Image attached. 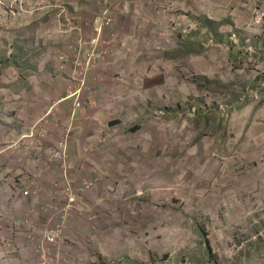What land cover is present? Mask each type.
I'll return each instance as SVG.
<instances>
[{
    "label": "rangeland",
    "instance_id": "374dc122",
    "mask_svg": "<svg viewBox=\"0 0 264 264\" xmlns=\"http://www.w3.org/2000/svg\"><path fill=\"white\" fill-rule=\"evenodd\" d=\"M77 1L105 9L128 4L131 13L139 4L140 15L129 17L144 22L146 34L137 36L146 42L103 81L116 89L103 97L114 134L105 135L109 178L81 198L103 231L93 242L82 238L79 230L89 224L77 216L71 229L80 249L74 239L59 245L58 264H264V140L248 131L251 119L258 122L255 130L264 128L257 118L264 108V0L237 2L239 28L228 2L220 18L208 3L205 14L191 9L187 17L178 0ZM69 2L0 0V54L53 42V23L64 20ZM154 18L164 25L150 24ZM44 19L53 26L38 35ZM85 27L72 30L71 60L81 88L88 87L86 70L97 55L93 48L85 56L96 40ZM153 30L158 48L147 45ZM47 160L58 163L50 152ZM14 249L0 252L8 259L0 264L25 253Z\"/></svg>",
    "mask_w": 264,
    "mask_h": 264
},
{
    "label": "crops",
    "instance_id": "0c3cea01",
    "mask_svg": "<svg viewBox=\"0 0 264 264\" xmlns=\"http://www.w3.org/2000/svg\"><path fill=\"white\" fill-rule=\"evenodd\" d=\"M239 1L178 0L183 2L181 6L187 10V17L191 9L197 15L205 14L208 3L220 11L221 18L222 9H227L223 5L228 2L226 6L231 8L230 15L235 17L236 28L242 23L238 22L241 17L237 6ZM91 6L70 0L63 9L66 12L64 20L53 23V42H45L38 49L30 51L29 47L18 46L8 56L0 54V252L13 247L14 250L23 248L25 252L15 261L9 260L5 264H28L33 250H38L39 254L36 252L38 256H33L30 264L43 261L40 244L49 216L45 209L57 208L67 178L70 182L65 185L74 186L91 177L102 182L109 178L110 159L105 135L108 138L114 134L109 128L110 106L103 97L116 89L103 81L110 74L121 72L123 57L129 62L134 60L132 50L137 49L140 42H146L145 38L141 41L137 35L146 34V31L142 30L143 21L129 17L131 14L135 17L140 15L137 3H134L132 13L128 4L110 3L106 9L98 4ZM158 8L154 4L153 12L159 13ZM103 9L112 22L102 27L98 34L95 27L102 24ZM154 19L149 23L164 25L160 19ZM82 23L86 24L87 35L96 36L95 45H88V50L85 48V56L93 48L97 50V55L88 64V87L86 85L84 88L76 82L78 72L71 60V51L76 43V34L72 30ZM38 24V35L40 29L53 26L45 19ZM149 33L147 45L158 48L156 30ZM259 47L264 52V48ZM119 92L121 94V89ZM257 118L264 122V108ZM257 124L256 120L251 119L248 131L258 137L259 142V139L264 140V128H260L262 132L255 130ZM65 139L67 163H50L47 153ZM33 176L38 177L42 193L24 198L22 194L27 181ZM89 214L88 211L85 219L89 225L79 232L82 238L85 236L92 241L102 233L103 228L99 223L93 224L96 219L89 222ZM77 216L76 213L72 214L69 223V230L74 236L76 231L71 227L73 223L77 224ZM92 216L96 218L94 213ZM73 239V244L80 249L79 238ZM0 260L5 262L8 259L4 260L0 254Z\"/></svg>",
    "mask_w": 264,
    "mask_h": 264
},
{
    "label": "built area",
    "instance_id": "2783aa9c",
    "mask_svg": "<svg viewBox=\"0 0 264 264\" xmlns=\"http://www.w3.org/2000/svg\"><path fill=\"white\" fill-rule=\"evenodd\" d=\"M102 25H110L112 22V18L108 17L106 13L103 16ZM85 49V47L82 48ZM85 53V51L83 52ZM78 61L80 54L75 56ZM78 63V62H76ZM44 138V136H43ZM67 140H63L58 143V145L54 148V150L50 151V159L51 161H55L58 163H66L67 162ZM98 179L93 181L86 180L82 182L79 186H74L72 184H66L63 194L60 197V200L57 204L56 209H45V212H49L48 216V224L46 226V230L42 236L40 250L43 253V261L47 262L49 259L51 264H58L59 261L56 258V249L59 245L62 244H72V235L69 230V223L72 214L76 213L78 217L82 219H86V211L83 206L82 197L85 193H88L95 189L97 186ZM75 187H80L79 190L75 189ZM42 193V188L39 182L38 177L33 176L29 177L27 181V187L24 190L22 196L24 198H30L32 196H39ZM96 218L90 217L89 222H94ZM29 225V221L27 222ZM64 242V243H63ZM61 250V248H60ZM60 250L58 252L59 258L61 259Z\"/></svg>",
    "mask_w": 264,
    "mask_h": 264
}]
</instances>
